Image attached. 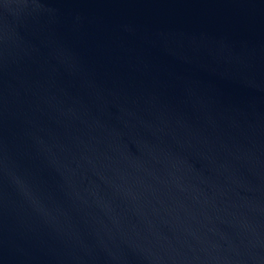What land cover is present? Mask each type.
I'll return each mask as SVG.
<instances>
[{"label": "water", "instance_id": "95a60500", "mask_svg": "<svg viewBox=\"0 0 264 264\" xmlns=\"http://www.w3.org/2000/svg\"><path fill=\"white\" fill-rule=\"evenodd\" d=\"M0 264H264V0H0Z\"/></svg>", "mask_w": 264, "mask_h": 264}]
</instances>
